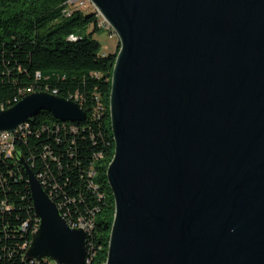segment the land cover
Instances as JSON below:
<instances>
[{"label": "water", "instance_id": "1", "mask_svg": "<svg viewBox=\"0 0 264 264\" xmlns=\"http://www.w3.org/2000/svg\"><path fill=\"white\" fill-rule=\"evenodd\" d=\"M88 1L119 46L106 264H264V0ZM40 112L87 119L73 99L33 92L0 110V132ZM14 157L39 222L25 260L86 264L87 233Z\"/></svg>", "mask_w": 264, "mask_h": 264}, {"label": "trees", "instance_id": "2", "mask_svg": "<svg viewBox=\"0 0 264 264\" xmlns=\"http://www.w3.org/2000/svg\"><path fill=\"white\" fill-rule=\"evenodd\" d=\"M69 1L0 0V110L33 92H49L73 99L87 113L83 123L38 113L15 134L14 153L26 160L69 224L88 221L86 264H106L115 216L107 180L115 151V57L103 54L94 40L95 34L109 35L99 27L100 15L90 5L74 10ZM38 224L24 168L14 154L0 152V264H51L25 260Z\"/></svg>", "mask_w": 264, "mask_h": 264}, {"label": "built area", "instance_id": "3", "mask_svg": "<svg viewBox=\"0 0 264 264\" xmlns=\"http://www.w3.org/2000/svg\"><path fill=\"white\" fill-rule=\"evenodd\" d=\"M68 4H69V6L71 8L72 7H85V8H87L88 5H89L88 0H70L68 2ZM104 23H106V22H100L99 27L104 29ZM106 31L109 33V37L111 39L113 37L116 38V34L114 33L113 30H106ZM23 128H24V125L22 127H20L16 131V133L18 131H21ZM15 134L11 135V134H8V133L0 132V152L3 155H5L6 157H12L13 158V154H14V151H15V147H14V144H13V139H14ZM69 225L72 228H75V229H77V228L83 229L87 233V235L89 234V231H91L90 227H88V221H80L78 224H73V225L69 224Z\"/></svg>", "mask_w": 264, "mask_h": 264}, {"label": "rangeland", "instance_id": "4", "mask_svg": "<svg viewBox=\"0 0 264 264\" xmlns=\"http://www.w3.org/2000/svg\"><path fill=\"white\" fill-rule=\"evenodd\" d=\"M91 7L92 4L88 1ZM91 8H88V10ZM94 9V8H93ZM94 40L98 41L102 46V53L103 54H111L112 52L117 51L118 47V39L117 37H113L112 39L109 37L107 33H99L94 35ZM109 125V123H107Z\"/></svg>", "mask_w": 264, "mask_h": 264}, {"label": "bare ground", "instance_id": "5", "mask_svg": "<svg viewBox=\"0 0 264 264\" xmlns=\"http://www.w3.org/2000/svg\"><path fill=\"white\" fill-rule=\"evenodd\" d=\"M74 10H84L86 9L85 7H72ZM69 14H71L70 12H68ZM100 22H106L101 16H100ZM100 22H99V25H100ZM104 30H112V28L107 24V23H104Z\"/></svg>", "mask_w": 264, "mask_h": 264}]
</instances>
